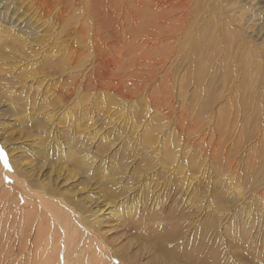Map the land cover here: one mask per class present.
I'll use <instances>...</instances> for the list:
<instances>
[{"label":"rangeland","instance_id":"obj_1","mask_svg":"<svg viewBox=\"0 0 264 264\" xmlns=\"http://www.w3.org/2000/svg\"><path fill=\"white\" fill-rule=\"evenodd\" d=\"M0 48V148L36 190L0 212L55 249L24 263L264 264V0H0Z\"/></svg>","mask_w":264,"mask_h":264},{"label":"bare ground","instance_id":"obj_2","mask_svg":"<svg viewBox=\"0 0 264 264\" xmlns=\"http://www.w3.org/2000/svg\"><path fill=\"white\" fill-rule=\"evenodd\" d=\"M9 9V8H8ZM7 9V10H8ZM211 38V37H210ZM4 41V40H3ZM149 42V41H148ZM2 46V45H1ZM197 46V45H196ZM1 49V48H0ZM194 52V51H193ZM6 52L5 51H3V54H5ZM194 54V53H193ZM196 54V53H195ZM6 55V54H5ZM194 56V55H193ZM196 57V56H195ZM198 58V57H197ZM195 59V58H194ZM198 61V60H197ZM196 64H199V63H196ZM200 68V67H199ZM69 118L68 119H71V118H73V115H74V112H69ZM48 118L49 117H51V116H53L51 113H49V112H47V115H46ZM80 117V116H79ZM81 117H83V116H81ZM54 120H57L58 121V119H54ZM72 120V119H71ZM56 121V122H57ZM78 128H80V126L78 127ZM76 130V129H75ZM76 133H77V131H75ZM78 134V133H77ZM76 134V135H77ZM69 135H71V133L69 134ZM74 135V134H73ZM97 136V135H96ZM69 137V136H68ZM70 137H73V136H70ZM94 137V136H93ZM92 137V138H93ZM8 138V137H7ZM74 138V137H73ZM68 139H70V138H68ZM105 140V139H104ZM107 140V139H106ZM75 141H77V140H75ZM82 141V140H81ZM80 141V142H81ZM102 141V140H101ZM79 143V142H78ZM77 143V144H78ZM82 143V142H81ZM83 143H85L84 141H83ZM72 144H74V145H76L75 143H73L72 142ZM86 144V143H85ZM85 144H84V148H85ZM2 145V144H1ZM56 145V144H55ZM79 145V144H78ZM9 146V145H8ZM48 146V145H47ZM58 146V145H57ZM67 146V145H66ZM91 146V145H90ZM90 146H89V148H90ZM10 147V146H9ZM37 147V146H36ZM41 147V146H40ZM60 147H61V144H60ZM59 147V148H60ZM69 147V146H68ZM67 147V148H68ZM77 146H75V148H76ZM17 148V147H16ZM33 148H35V147H33ZM48 148V147H47ZM70 148V147H69ZM75 148H74V150H75ZM71 149H73V147L71 148ZM71 149H69V150H71ZM9 150V149H8ZM11 150V149H10ZM17 150H19V149H17ZM60 150H62V149H60ZM59 150V151H60ZM80 150V149H79ZM76 151L77 150H75L74 152L76 153ZM91 151V150H90ZM88 152V151H86V150H84L83 152H85V153H83V158L85 159L81 164H83V165H88L89 166V168H88V170H91L92 169V167L91 166H93V164L94 163H92V165H91V159H92V161L93 160H95L94 158H95V156H94V158H92L89 154L91 153V152ZM0 152H1V154L3 155L2 156V161L0 162V184H2L3 183V185H4V189H7V190H4L3 191V189L1 190V195L2 196H0V198L1 199H3V200H5V199H9L10 198V192L9 191H11L12 189H13V191H16V187H10V186H8V185H5L4 183H5V181L7 182L9 179H13L16 183H22V184H24V182H25V184H26V190L29 192V193H32L33 191H36V190H33V188H31L29 185H30V183H31V180L30 179H28V180H23V182L20 180V178H19V173H22V172H17L16 171V169L14 168L15 166H13V162L12 161H10L9 160V157H7L5 154H6V152H5V150H3V149H1L0 148ZM42 152V151H41ZM73 152V153H74ZM79 152H81V151H79ZM78 152V153H79ZM16 153V152H15ZM59 153V152H58ZM63 153H65V151L63 150ZM67 153H69V152H67ZM67 153H65L66 155V157H69V154H67ZM78 153H76V154H78ZM8 154V153H7ZM18 154V153H17ZM36 154V153H35ZM12 155V154H11ZM34 155V154H33ZM60 155V154H59ZM68 155V156H67ZM78 155H80L81 156V154H78ZM16 156V155H15ZM35 156V155H34ZM59 157V156H58ZM62 157V156H61ZM71 157L73 158V159H75L73 156H72V154H71ZM75 157H78V156H75ZM56 158H57V156H56ZM63 158H64V156H63ZM70 158V157H69ZM62 159V158H61ZM60 159V160H61ZM66 159V158H65ZM15 160H16V158H15ZM58 160V159H57ZM68 160V159H67ZM78 160V161H77ZM90 161V163H89V161ZM76 161L77 162H80V159H76ZM12 162V163H11ZM95 162V161H94ZM22 163V162H21ZM160 163V162H159ZM19 164V163H18ZM34 164V163H33ZM15 165V164H14ZM47 165H49V163L47 164ZM35 166V165H34ZM87 166V167H88ZM23 167H25L24 169H26V170H29V172L31 173V178H36V179H40L41 177H39L38 176V174H39V172L37 171V167L36 168H33V169H31V167L32 166H29V163H25V165L23 166ZM80 167V166H79ZM84 167V166H83ZM41 169V168H40ZM85 169H87V168H85ZM94 170V169H93ZM34 171H37V172H34ZM87 172H89V171H87ZM91 172H92V170H91ZM91 174V173H90ZM93 175V174H92ZM93 177V176H92ZM90 183V182H89ZM35 185H37V183H34ZM38 186V191L36 192V196L37 197H35L36 198V200H38L39 202H38V204L40 205V206H42L43 205V202L41 201L42 199H43V197H45V196H43L42 197V195H48V196H58V195H62L63 193L62 192H60L59 190H58V192H56V190H50V188H48V186L45 184V183H43V184H41V185H37ZM1 187H3V186H1ZM25 189V188H24ZM18 190V189H17ZM25 190V191H26ZM155 192V191H154ZM13 193V192H12ZM18 193V192H17ZM17 193H14V195H17V196H15L14 198H16V197H18V195H19V197L21 196V194H17ZM28 193V194H29ZM5 194V195H4ZM10 195V196H9ZM26 194H22V197H23V199L25 200L26 199V201L28 200L29 201V199L30 198H28L27 196H25ZM110 196V195H109ZM13 197V196H12ZM5 198V199H4ZM109 198V197H108ZM48 199V198H47ZM20 200V199H19ZM22 200V199H21ZM59 200V199H58ZM6 201V200H5ZM8 201V200H7ZM50 201V200H49ZM4 202V201H3ZM9 202L10 203H12L13 202V204H16V200H14V199H11L10 198V200H9ZM24 202V201H23ZM52 202V201H51ZM63 203V202H62ZM20 204V203H19ZM36 204V203H35ZM61 204V203H60ZM10 205V204H9ZM47 205H44V207L42 206V209H44V208H46V211H47V208L48 207H46ZM12 207V206H11ZM51 207V206H50ZM64 207V206H63ZM5 208L8 210V211H15V212H18V213H20L21 215H22V217L23 218H25V221L23 222V221H18V220H15L13 217H12V214H10V213H4V212H0V264H33V262L31 261V263H30V261H28L29 263H24V257H25V255H26V253L28 252V254L29 255H32V251H31V249H33V248H37V252H39V251H41V252H43V251H45V252H47V253H51L52 255L55 253V249H53V250H51L50 251V249H51V247H50V242H51V238H50V236H48V237H46V235L47 234H45V232L47 231H45L44 232V228H42V227H40V229L41 230H38V231H36V239H37V241H38V239L41 241V244H37L36 245V243H35V240H33L34 238H32L33 237V234H34V231H32V233H31V230H33V229H31V226H32V224H31V218H33V216L32 215H34V217L36 218V216H38V215H40L41 216V213H37V211H36V208H35V210L33 209H31L33 212H30V214H32V215H26V212H25V214L23 215V209L20 207V206H17V207H12V208H14L13 210H12V208L10 209V207H7V206H5ZM29 208V207H28ZM31 208V207H30ZM41 209V210H42ZM50 209V208H49ZM69 209H71V208H69ZM73 209V208H72ZM127 211H130L131 209L130 208H128V209H126ZM48 212H49V214H50V210L49 211H47V214H48ZM80 212V211H79ZM101 212H103L102 210H100V209H96V210H94V212L93 213H91V215L89 216L88 214V216H89V218H87V216H84V215H82L83 216V218H82V221H83V223L84 224H86V225H89L90 227H95L96 226V223H98V225H99V223H101V221L99 220V217H100V215H101ZM100 213V214H99ZM119 215H121V211L120 210H118V212H117ZM28 214V213H27ZM127 214H129V213H127ZM44 215H46V214H44ZM52 216H54L55 214L54 213H52L51 214ZM129 215H131V213L129 214ZM8 216V217H7ZM3 217H7V218H9V217H11V218H9V219H11V220H13V222H11L10 224H8V225H2V219H3ZM56 219H58V216H54ZM35 218H34V220H35ZM43 218V217H42ZM37 219V218H36ZM44 219V218H43ZM6 220V219H5ZM39 220V219H38ZM37 220V221H38ZM88 220V221H87ZM19 222L18 223V226H16L15 227V222ZM37 221H36V223H37ZM92 223H94V224H92ZM6 222H8V219H7V221ZM59 222V221H58ZM34 223V222H33ZM45 224V223H44ZM50 225V224H49ZM60 225V224H59ZM68 225V224H67ZM22 228H21V227ZM41 226V225H40ZM54 226V225H53ZM65 226V225H64ZM81 227V226H80ZM84 227H86V226H84ZM73 228H74V226H73ZM87 228V227H86ZM31 229V230H30ZM67 229V228H66ZM92 229V228H91ZM156 230H158V228L156 229ZM154 231L153 233H152V237L154 238V241H156V242H159L160 241V239L163 237V235L165 234V231L164 230H162V231ZM60 231V230H59ZM95 231V230H94ZM64 232H65V230H64ZM82 232V231H81ZM84 232V231H83ZM47 233V232H46ZM53 234V231H50V234ZM80 233V232H79ZM85 233V232H84ZM94 233V232H93ZM51 234V235H52ZM104 234V233H103ZM154 235V236H153ZM99 236V235H98ZM48 238V240L47 241H44V239H47ZM99 238V237H98ZM103 238H104V236H103ZM104 240V239H103ZM39 242V241H38ZM44 242H46V245H43V243ZM36 245V246H35ZM11 247H13V250L14 251H12V248ZM49 247H50V249H49ZM55 247V246H54ZM31 248V249H30ZM41 248H42V250H41ZM34 251V250H33ZM14 253H17L18 254V256H20V258L18 259V261H16L15 260V255H13ZM33 253H35V251L33 252ZM19 254H21V255H19ZM35 255V254H34ZM36 256V255H35ZM29 257V256H28ZM32 257V256H31ZM17 259V258H16ZM28 259V258H27ZM35 259V258H34ZM39 260H41V259H39ZM41 263V262H40Z\"/></svg>","mask_w":264,"mask_h":264}]
</instances>
